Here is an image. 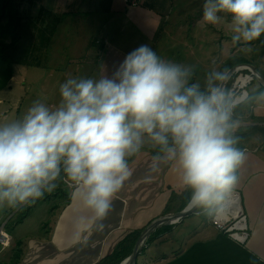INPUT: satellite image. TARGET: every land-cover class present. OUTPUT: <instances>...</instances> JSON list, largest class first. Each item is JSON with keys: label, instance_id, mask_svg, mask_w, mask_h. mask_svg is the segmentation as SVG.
Instances as JSON below:
<instances>
[{"label": "clouds", "instance_id": "clouds-1", "mask_svg": "<svg viewBox=\"0 0 264 264\" xmlns=\"http://www.w3.org/2000/svg\"><path fill=\"white\" fill-rule=\"evenodd\" d=\"M221 14L231 18L233 44L251 51L264 34V0H204L203 22L217 25ZM193 76L194 66L141 45L111 75L66 79L58 105L35 101L0 123V207L31 203L62 179L92 213L80 224L100 230L130 175L128 158L148 143L190 190L189 208L225 212L245 160L234 113L249 98L225 86L226 70L213 68L203 84ZM255 99L264 101V92Z\"/></svg>", "mask_w": 264, "mask_h": 264}, {"label": "crops", "instance_id": "crops-1", "mask_svg": "<svg viewBox=\"0 0 264 264\" xmlns=\"http://www.w3.org/2000/svg\"><path fill=\"white\" fill-rule=\"evenodd\" d=\"M33 1H36V90H25L23 102L28 100V103L22 110L19 105L16 110L9 109L5 100L8 96L0 93L1 123L22 117L34 103L29 101L32 97L48 106L58 105L60 85L71 75L99 79L111 75L126 55L139 46L152 49L174 8V0L25 2L29 6ZM28 11H32L30 7ZM18 16L19 21L25 17L20 13ZM62 17L66 19V27L56 39ZM88 31L93 34H84ZM90 42L99 43V49L91 48ZM62 48L71 50V58L64 67L48 68L46 59L51 57L50 61L53 58L57 64ZM50 49L52 52L48 53ZM10 81L5 89L11 91L14 71ZM261 92L264 90L259 89L256 96ZM247 114L251 116L248 118ZM238 117L263 127L264 101L255 99L250 110L244 109ZM251 136L243 144L247 149L244 163L237 170L235 188L248 219L247 241L239 242L224 234L204 210H195L175 223L166 224L171 226L169 230L155 236L138 256V264H264V130L258 129ZM156 152L146 143L139 153L128 158L130 175L114 197L112 209L100 230L80 224L82 217H91L92 213L73 195L74 188L58 180V186L47 191L51 198L56 196L55 202L38 219L44 224L42 232L35 236L29 232L36 231V203L21 214L23 218L17 223L24 229L19 235L26 236L17 240L22 252L16 264H98L131 231L144 228L159 216L180 211L185 189L175 167L170 162L157 160Z\"/></svg>", "mask_w": 264, "mask_h": 264}, {"label": "rangeland", "instance_id": "rangeland-1", "mask_svg": "<svg viewBox=\"0 0 264 264\" xmlns=\"http://www.w3.org/2000/svg\"><path fill=\"white\" fill-rule=\"evenodd\" d=\"M25 1L26 0L18 1L17 6L18 13L25 15L21 21H17L16 23L18 38L16 42L5 51L7 58L12 61L15 81L13 82L11 91L4 89V91L0 92L3 93L5 97L8 96L5 100L8 101L6 103L10 105L9 109L15 110L18 105L20 106L19 109L22 110V106L28 103V100L23 102V99H25L23 95L25 90H36V1L30 3L29 6ZM203 5L204 0H174V8L164 23L159 37L152 48L156 54L168 61L194 66L195 81L198 80L202 84L209 71L213 68L222 70L226 59L232 55L246 58L250 63L254 64L261 73H264V34L257 40L251 42V51H241V46L233 44L231 39L232 34L229 29L231 18L225 14H221L223 19L219 24H207L202 20ZM29 7L32 10L30 12L28 11ZM25 13L28 14V16H26ZM65 21L66 19L62 17L60 20V24L62 25L60 26L56 39H59L61 34H63V29L66 27ZM84 34L92 35L93 31H88ZM1 38L7 42L11 40L10 36ZM89 45L91 48L94 46L95 51L99 49V43L97 42L96 45H93L92 42H90ZM87 50L88 49H84L86 52ZM49 52H52V49L48 50V53ZM69 58H71V50L62 48L57 64L54 63L53 58L50 61L51 57L46 59V64L48 68H52V66L57 67V65L64 67ZM43 61L44 59H42V62ZM30 62H32V64H30ZM77 63L84 64L85 60L84 63ZM4 65L5 64L0 61V76ZM91 72H93L92 67ZM70 77H72V75ZM11 83L10 81V85H12ZM49 87V82H47V89ZM248 88L249 92H258L260 83L255 79ZM32 100L34 102L36 101L33 97L29 99V101ZM236 118H238L239 123L249 124L247 126H260L258 123H251L248 118H243L246 120L240 119L239 117ZM11 120L12 119L9 121ZM255 131H252L249 137H252L251 135ZM57 186L58 184L56 182V187ZM55 197L56 196H53L51 198L47 191H45L41 198L33 200L31 203L15 208L8 206L0 207V225L4 224L6 226V231L13 236L10 246L0 251L1 264L7 261L10 263V256L17 246V240L26 236L19 235L24 228L17 223V217L19 218L20 214L25 213L26 211L24 210H26L29 205L36 203V228L34 229L36 231L29 230V232L32 233L31 235L35 236V234L42 232L41 228L44 225L41 224V221L39 222L38 219H40L42 215H46L43 211L45 209L47 211L48 208L52 207L56 200ZM29 221L32 220L30 219Z\"/></svg>", "mask_w": 264, "mask_h": 264}, {"label": "trees", "instance_id": "trees-1", "mask_svg": "<svg viewBox=\"0 0 264 264\" xmlns=\"http://www.w3.org/2000/svg\"><path fill=\"white\" fill-rule=\"evenodd\" d=\"M18 1L19 0H0V61H2L5 65L3 67V71L0 76V90L5 89L9 86V81L11 77L13 76V64L12 61L7 58L5 55V51L10 48L17 40L18 34H17V26L16 23L19 21L20 17L18 16ZM4 36H10L11 40L9 42L4 41L1 37ZM249 62L246 58L244 57H238L235 55L229 56L225 64L222 68V70H228L231 67H233L236 64L239 63H245ZM262 74H264L262 72ZM195 82V78L193 76V81ZM260 89L264 90V85L260 83ZM256 93L250 91L249 99L246 103H243L239 105L236 108V114H242V111L244 109H247V111L250 110L251 105L253 104ZM251 116V115H250ZM254 120H258L255 117H252ZM262 129L264 130V126H239L237 130L235 131L234 135L237 138V143L236 147L242 149L243 144L246 140L249 138V134L252 131ZM190 196V190H184L182 195H181V206L180 209L182 210L187 204H188V199ZM197 211L203 210V209H196ZM23 212V211H22ZM23 216L17 217V222H19ZM171 226L170 225H164L161 226L157 229H155L149 236L148 241L146 243V246L155 238L156 235H159L160 233L169 230ZM144 228L140 229H135L128 233L122 240H120L117 245L114 247L113 251L103 257L98 264H120V262L127 257L131 252L134 247V244L139 237L140 233L142 232ZM20 243L17 242V246L12 252L10 256V264H16L20 257H21V248L19 247ZM146 246H144L140 252H144ZM7 262H4V264H7ZM1 264V263H0ZM135 264H138V261H136Z\"/></svg>", "mask_w": 264, "mask_h": 264}, {"label": "built area", "instance_id": "built-area-1", "mask_svg": "<svg viewBox=\"0 0 264 264\" xmlns=\"http://www.w3.org/2000/svg\"><path fill=\"white\" fill-rule=\"evenodd\" d=\"M132 4H135V2ZM255 79L256 74L246 65H242L232 73L225 83V86L234 88L237 91H243L249 98L250 92L248 87ZM249 116L250 114L246 115V117ZM236 117H238V114H236L235 109L234 118ZM236 119L238 120V118ZM240 124L241 123H239V126ZM246 149V147H243L240 150L244 152ZM232 196H235V200L227 203V210L219 215H211L210 220L224 234H227L239 242H245L250 235L247 215L242 207L239 191L235 189ZM5 227L6 226L4 224L0 225V251L5 250L12 242V236L6 231Z\"/></svg>", "mask_w": 264, "mask_h": 264}, {"label": "water", "instance_id": "water-1", "mask_svg": "<svg viewBox=\"0 0 264 264\" xmlns=\"http://www.w3.org/2000/svg\"><path fill=\"white\" fill-rule=\"evenodd\" d=\"M242 65H246L247 67H249L255 74H256V79L259 83H261L262 85H264V74H262L256 67L254 64L250 63V62H245V63H239L234 65L233 67H231L230 69L227 70L228 73V79L229 77L232 75V73L239 67H241ZM227 79V80H228ZM226 80V82H227ZM225 82V83H226ZM196 209H191L188 207V204L180 211L176 212V213H169V214H165L162 216L157 217L156 219H154L153 221H151L148 225H146L144 227V229L142 230V232L140 233L139 237L137 238L134 247L132 249V252L125 257L120 264H135L138 258V255L140 254L142 248L144 246H146V243L148 241V238L150 236V234L157 229L160 226L166 225V224H170V223H175L177 222L180 218L188 215L189 213L194 212Z\"/></svg>", "mask_w": 264, "mask_h": 264}, {"label": "bare ground", "instance_id": "bare-ground-1", "mask_svg": "<svg viewBox=\"0 0 264 264\" xmlns=\"http://www.w3.org/2000/svg\"><path fill=\"white\" fill-rule=\"evenodd\" d=\"M233 200H235V196H232L231 199L228 201V203H230Z\"/></svg>", "mask_w": 264, "mask_h": 264}]
</instances>
